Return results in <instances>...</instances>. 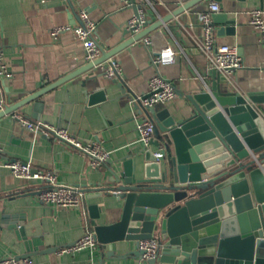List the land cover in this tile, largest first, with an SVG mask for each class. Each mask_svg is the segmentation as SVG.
<instances>
[{"label": "crops", "instance_id": "1", "mask_svg": "<svg viewBox=\"0 0 264 264\" xmlns=\"http://www.w3.org/2000/svg\"><path fill=\"white\" fill-rule=\"evenodd\" d=\"M149 1L135 0L142 4L147 23L133 31L126 28L135 14L133 4L120 0H0V48L9 73L0 82V259L15 257L18 264H24L25 258L33 264H143L132 253L138 241L117 242L112 254L108 245L98 241L74 253H57L90 231L87 196L108 180V164L92 166L84 152L25 129L13 119L14 113L65 128L83 143L102 140L111 151L112 164L119 165L131 155L141 159L143 145L136 126L147 114L134 103L149 92L150 78L160 73L174 82L178 96L156 107L179 117L191 113L186 94L214 80L200 46L204 39L201 15L210 10L211 1L221 8L212 15L216 43L236 46L244 60L222 89L241 93L264 89V47L250 23L252 9L261 8L264 13L260 0ZM84 9L97 24L94 36L101 54L94 60L86 58L72 30L57 36L51 33L54 26L80 23ZM218 14L222 17L215 18ZM147 37L152 40L150 46L144 42ZM166 46L177 51L175 62L155 65L153 56ZM111 59L122 66L117 80L100 69ZM100 91L105 96L102 100L96 95ZM10 159L52 171L59 183L85 190L80 206L42 202L37 191L44 184L15 176L3 166ZM92 202L102 206L100 222L119 220L121 202L115 196Z\"/></svg>", "mask_w": 264, "mask_h": 264}, {"label": "water", "instance_id": "2", "mask_svg": "<svg viewBox=\"0 0 264 264\" xmlns=\"http://www.w3.org/2000/svg\"><path fill=\"white\" fill-rule=\"evenodd\" d=\"M131 2L137 14L142 4ZM211 72V85L186 94L187 116L145 106L149 94L134 103L155 123L151 145L141 159L108 162V180L87 196L90 231L110 254L117 242L156 237V257L132 252L143 264H264V89H222L228 78ZM152 146L163 149L161 159ZM108 194L121 216L106 224L92 199Z\"/></svg>", "mask_w": 264, "mask_h": 264}, {"label": "built area", "instance_id": "3", "mask_svg": "<svg viewBox=\"0 0 264 264\" xmlns=\"http://www.w3.org/2000/svg\"><path fill=\"white\" fill-rule=\"evenodd\" d=\"M120 1L127 5L132 3L131 0ZM209 9V11L201 15L204 39L200 46L208 58L210 66L222 75L230 78L238 69L244 66V60L239 54L236 46L216 43L212 15L219 12L221 8L218 2L211 1ZM146 23V13L141 8L138 10L137 14H134L127 20L126 28L128 30L137 31ZM250 23L258 30L264 47V13L261 8H254L251 10ZM96 29V22L91 19L88 11L84 9L80 12V23L75 25L64 24L54 26L51 29V33L52 35L57 36L63 31L72 30L83 44L86 58L94 60L101 54V47L94 36ZM144 42L147 46L152 44V40L149 37L145 38ZM176 57L177 51L171 46H166L153 56V63L155 65L170 64L175 62ZM100 69L109 78L122 77V66L115 59H111L109 62L101 64ZM8 74L4 52L0 48V82ZM149 88L150 90L147 93L149 95L142 100L145 106H154L158 103H165L178 96V91L174 82L160 73H156L150 78ZM13 119L31 132L54 137L69 143L76 149L84 152L89 157L92 166L99 167L107 164L111 160V151L104 145L102 140L83 143L65 128L53 126L46 122L33 121L21 113H14ZM154 127L155 123L151 119H143L137 123L136 129L139 134V141L144 148L151 145L154 138ZM2 152L3 148L0 145V153ZM154 156L156 160L161 159L163 156V149L161 147L156 149L154 151ZM3 166L8 168L15 176L29 181L35 180L44 184L37 191L39 199L44 203L63 207H77L80 206L83 200L84 193L79 187L59 183L56 174L52 171L35 169L30 162L14 159L4 161ZM97 243L94 233L88 231L73 243L58 248L57 253H74L87 247H94ZM137 244L138 248L144 251V259L154 258L159 253L160 244L156 237L139 240ZM23 263L33 264V261L29 258H25L23 259ZM0 264H18V260L15 257L1 258Z\"/></svg>", "mask_w": 264, "mask_h": 264}]
</instances>
